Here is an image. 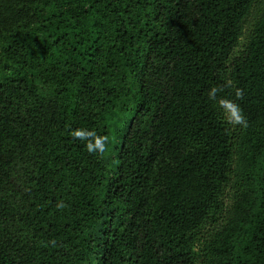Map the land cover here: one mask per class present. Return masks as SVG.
<instances>
[{"label": "trees", "instance_id": "16d2710c", "mask_svg": "<svg viewBox=\"0 0 264 264\" xmlns=\"http://www.w3.org/2000/svg\"><path fill=\"white\" fill-rule=\"evenodd\" d=\"M263 153L264 0H0V264H264Z\"/></svg>", "mask_w": 264, "mask_h": 264}, {"label": "rangeland", "instance_id": "374dc122", "mask_svg": "<svg viewBox=\"0 0 264 264\" xmlns=\"http://www.w3.org/2000/svg\"><path fill=\"white\" fill-rule=\"evenodd\" d=\"M255 13V9H253L248 18H247V22H246V28H248L250 26V24L252 23L253 20V16ZM244 38L241 39V41L243 42ZM264 162V153H263V157L259 160H257L256 162H254L251 166H245V168H243V170H239L236 169L235 174H237L239 176V179L234 178L231 182V186L228 188L226 195L224 196V201L227 207H229L232 203V199H233V192L235 189L238 188L239 184H240V180L247 181V184H251V187L253 189L254 194L256 195L257 193V188H258V181H256V176L257 173L261 167V165ZM237 166V164L235 165Z\"/></svg>", "mask_w": 264, "mask_h": 264}, {"label": "clouds", "instance_id": "9594fccd", "mask_svg": "<svg viewBox=\"0 0 264 264\" xmlns=\"http://www.w3.org/2000/svg\"><path fill=\"white\" fill-rule=\"evenodd\" d=\"M76 135H77V136H83V135H85V134L82 133V132L77 131V132H76ZM87 147H88V150H89V151H93V150L103 151V150H104V144H103V142H102L101 140H99V139L96 140L94 144H93V143H89Z\"/></svg>", "mask_w": 264, "mask_h": 264}]
</instances>
